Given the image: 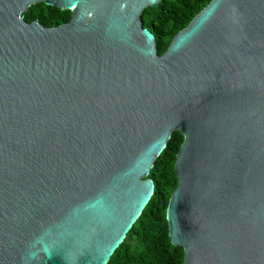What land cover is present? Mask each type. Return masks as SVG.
I'll return each instance as SVG.
<instances>
[{
	"label": "water",
	"instance_id": "water-1",
	"mask_svg": "<svg viewBox=\"0 0 264 264\" xmlns=\"http://www.w3.org/2000/svg\"><path fill=\"white\" fill-rule=\"evenodd\" d=\"M160 1L0 0V264H106L175 131L183 264H264V0H211L159 55Z\"/></svg>",
	"mask_w": 264,
	"mask_h": 264
},
{
	"label": "trees",
	"instance_id": "trees-1",
	"mask_svg": "<svg viewBox=\"0 0 264 264\" xmlns=\"http://www.w3.org/2000/svg\"><path fill=\"white\" fill-rule=\"evenodd\" d=\"M210 1L161 0L142 12L141 22L155 36L159 55ZM22 16L27 23L38 20L44 27H56L68 22L71 15L68 10L39 3ZM182 141V134L173 132L156 158L148 175L153 181V194L106 264H183V250L171 244L166 220L168 201L177 185L174 165Z\"/></svg>",
	"mask_w": 264,
	"mask_h": 264
}]
</instances>
